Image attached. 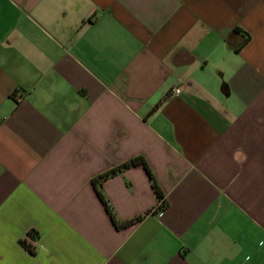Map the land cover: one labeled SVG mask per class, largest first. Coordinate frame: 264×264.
Listing matches in <instances>:
<instances>
[{"label": "crops", "instance_id": "0c3cea01", "mask_svg": "<svg viewBox=\"0 0 264 264\" xmlns=\"http://www.w3.org/2000/svg\"><path fill=\"white\" fill-rule=\"evenodd\" d=\"M0 264H264V0H0Z\"/></svg>", "mask_w": 264, "mask_h": 264}, {"label": "trees", "instance_id": "16d2710c", "mask_svg": "<svg viewBox=\"0 0 264 264\" xmlns=\"http://www.w3.org/2000/svg\"><path fill=\"white\" fill-rule=\"evenodd\" d=\"M136 165H142L147 174L149 175V178L151 180V184H152V187H153V190L155 192V195H156V198H157V202L158 201H161V205L159 206V208H163L166 206V202H165V199H164V195L162 193V191L160 190V188L158 187V185L156 184V182L154 181L153 179V176H152V173L150 172L145 160L143 159V157H135L133 159H130L129 161L119 165V166H116L114 168H112L111 170H109L108 172L102 174V175H99L98 177H96L95 179H93L92 183L94 186H96V190H97V194L101 200V202L103 203V206L105 207V210L107 211V213L109 214V216L111 217L113 223L115 224L116 227H125V226H128L130 224H133L137 221H139L141 219V216H137L135 218H132V219H129V220H126V221H118L115 217H114V214L112 212V208L108 202V200L105 198L104 194L102 193V189H101V181L111 175H114L120 171H122L123 169H126V168H129V167H132V166H136ZM31 238H36V236H33V234H31ZM21 243L23 244V246L32 254H34V248L30 245V244H27L25 241H21Z\"/></svg>", "mask_w": 264, "mask_h": 264}, {"label": "built area", "instance_id": "2783aa9c", "mask_svg": "<svg viewBox=\"0 0 264 264\" xmlns=\"http://www.w3.org/2000/svg\"><path fill=\"white\" fill-rule=\"evenodd\" d=\"M172 92H173L174 94H178V93L180 92V88H179V87H176V88H174V89L172 90ZM157 203H158L157 206L159 207V206L161 205V201H158Z\"/></svg>", "mask_w": 264, "mask_h": 264}]
</instances>
